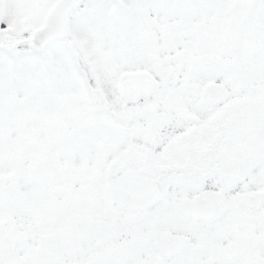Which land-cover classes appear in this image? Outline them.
Instances as JSON below:
<instances>
[{
	"label": "snow or ice",
	"instance_id": "1",
	"mask_svg": "<svg viewBox=\"0 0 264 264\" xmlns=\"http://www.w3.org/2000/svg\"><path fill=\"white\" fill-rule=\"evenodd\" d=\"M0 264H264V0H0Z\"/></svg>",
	"mask_w": 264,
	"mask_h": 264
}]
</instances>
